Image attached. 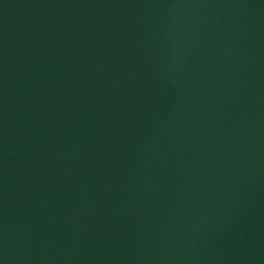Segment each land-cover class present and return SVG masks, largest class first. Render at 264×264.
Instances as JSON below:
<instances>
[{
	"label": "water",
	"instance_id": "water-1",
	"mask_svg": "<svg viewBox=\"0 0 264 264\" xmlns=\"http://www.w3.org/2000/svg\"><path fill=\"white\" fill-rule=\"evenodd\" d=\"M0 264H264V0H0Z\"/></svg>",
	"mask_w": 264,
	"mask_h": 264
}]
</instances>
